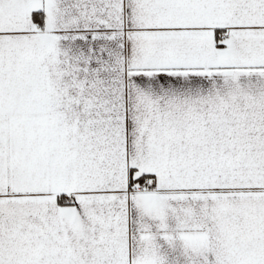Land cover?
Returning a JSON list of instances; mask_svg holds the SVG:
<instances>
[{
  "label": "snow or ice",
  "instance_id": "6c2138e0",
  "mask_svg": "<svg viewBox=\"0 0 264 264\" xmlns=\"http://www.w3.org/2000/svg\"><path fill=\"white\" fill-rule=\"evenodd\" d=\"M0 264H264V0H0Z\"/></svg>",
  "mask_w": 264,
  "mask_h": 264
}]
</instances>
